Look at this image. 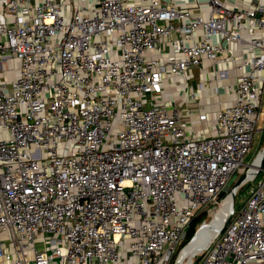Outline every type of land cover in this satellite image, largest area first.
Returning a JSON list of instances; mask_svg holds the SVG:
<instances>
[{
  "label": "built area",
  "instance_id": "2783aa9c",
  "mask_svg": "<svg viewBox=\"0 0 264 264\" xmlns=\"http://www.w3.org/2000/svg\"><path fill=\"white\" fill-rule=\"evenodd\" d=\"M194 1L0 0V264H178L192 222L233 196L189 264H264V177L236 203L264 170V148L245 162L264 0ZM196 68L183 111L162 95ZM210 89L234 97L199 130L190 103Z\"/></svg>",
  "mask_w": 264,
  "mask_h": 264
},
{
  "label": "crops",
  "instance_id": "0c3cea01",
  "mask_svg": "<svg viewBox=\"0 0 264 264\" xmlns=\"http://www.w3.org/2000/svg\"><path fill=\"white\" fill-rule=\"evenodd\" d=\"M189 2L194 3L195 1L189 0ZM207 66H208V63H206V67ZM200 72H201L200 69H197V68L194 71V75H197L199 77V81L201 79L199 76ZM205 76L206 78H209V76L207 75ZM236 77H237V72H233L231 74V77L225 79L224 82L233 84L236 81ZM197 84L188 87L185 91L183 87L172 85V88L166 89L162 96L163 98H167V99L174 98L175 100L179 101L184 111V100H190V95H189L190 88L192 87L196 88ZM233 97H234V93L228 92V91L223 94H219L214 89H210V90L202 92L197 102L193 101L190 103V105L195 109L193 120H192V122L195 125V128L200 130V129L205 128L206 125L209 126L212 120L207 121V123H205V121H201L202 117L205 116V114H207V118L213 119L215 115V111L218 107V102L220 100L228 101L232 99Z\"/></svg>",
  "mask_w": 264,
  "mask_h": 264
},
{
  "label": "rangeland",
  "instance_id": "374dc122",
  "mask_svg": "<svg viewBox=\"0 0 264 264\" xmlns=\"http://www.w3.org/2000/svg\"><path fill=\"white\" fill-rule=\"evenodd\" d=\"M8 68H10V67H7L5 70L7 71ZM4 78H5V75H0V80L4 79ZM198 81H199V77L197 75H195L194 78H190L189 85L190 86L196 85ZM263 109H264V104H263ZM258 126H259V128H264V117H261V120H260ZM263 148H264V129H263V131L259 130V131L255 132L254 141H253L250 152L245 157V162L251 163L254 160L255 156L259 153V151L262 150ZM244 172H245V170H243V169L236 171V173L231 177L229 183L227 184V186L225 188V194L228 191H230L234 187V185L237 184V182L240 180V178L242 177ZM263 177H264V170L261 171V173L258 175L256 180H254L253 182L247 183V185H244L239 190L238 195H237V200H236L237 206H240L245 202L251 187L257 186L259 181ZM229 209H230V202H229ZM219 210H214L211 213V209H209L208 213H206V215L203 216V219H206L208 222H210L211 220H213L216 217ZM199 224H200V222L197 223L196 227L200 226ZM183 247H184V245H182L181 250L183 249ZM181 250H180V252H181ZM195 264H200V257L196 259Z\"/></svg>",
  "mask_w": 264,
  "mask_h": 264
},
{
  "label": "bare ground",
  "instance_id": "6f19581e",
  "mask_svg": "<svg viewBox=\"0 0 264 264\" xmlns=\"http://www.w3.org/2000/svg\"><path fill=\"white\" fill-rule=\"evenodd\" d=\"M264 154L263 152L260 153L254 168L257 169V167L261 163L262 156ZM230 202V209L232 204V198L229 197L222 207H220V210L216 217L207 223V225L200 229L197 233L196 237L191 241L187 247L183 250L180 260L178 264H189L192 260V257L202 248H204L207 244H209L210 240L218 233L220 232L222 226L224 225L225 220L227 219L230 210H227V203Z\"/></svg>",
  "mask_w": 264,
  "mask_h": 264
},
{
  "label": "trees",
  "instance_id": "16d2710c",
  "mask_svg": "<svg viewBox=\"0 0 264 264\" xmlns=\"http://www.w3.org/2000/svg\"><path fill=\"white\" fill-rule=\"evenodd\" d=\"M204 215H206V213H204ZM204 215H200L198 218H196L193 222H192V225H191V227H190V230H189V234H188V237H187V240L185 241V243L183 244V245H186L192 238H193V236L195 235V233H196V231H197V229H198V227H196L197 226V223L198 222H200V224L203 222V220H205V219H203V216ZM199 224V225H200Z\"/></svg>",
  "mask_w": 264,
  "mask_h": 264
},
{
  "label": "water",
  "instance_id": "95a60500",
  "mask_svg": "<svg viewBox=\"0 0 264 264\" xmlns=\"http://www.w3.org/2000/svg\"><path fill=\"white\" fill-rule=\"evenodd\" d=\"M260 167H261L262 169L264 168V154H263L262 159H261ZM242 178H243V177H242ZM232 203L235 204V196H233ZM231 217H232V215H231V213H229V215H228L227 219L225 220L224 225L222 226L221 229H223V228L228 224V222L231 220ZM197 232H198V231H196V233H195V235L193 236V238L191 239V241L196 237ZM191 241H189V242H191ZM183 250H184V249H182V251L180 252V254H179L178 258H177V262H179Z\"/></svg>",
  "mask_w": 264,
  "mask_h": 264
},
{
  "label": "flooded vegetation",
  "instance_id": "af4514ba",
  "mask_svg": "<svg viewBox=\"0 0 264 264\" xmlns=\"http://www.w3.org/2000/svg\"><path fill=\"white\" fill-rule=\"evenodd\" d=\"M262 152H263V151H262ZM227 210H230V209H229V202L227 203Z\"/></svg>",
  "mask_w": 264,
  "mask_h": 264
}]
</instances>
